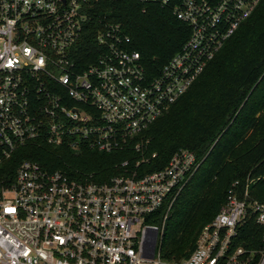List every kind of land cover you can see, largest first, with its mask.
<instances>
[{
	"label": "built area",
	"instance_id": "built-area-1",
	"mask_svg": "<svg viewBox=\"0 0 264 264\" xmlns=\"http://www.w3.org/2000/svg\"><path fill=\"white\" fill-rule=\"evenodd\" d=\"M97 1L0 0V171L16 158L11 176L0 173V264H264V202L249 200L247 185L239 194L237 180L191 253L162 260L168 212L200 161L178 148L146 172L139 140L261 0H138L169 8L189 27L151 76L122 24L92 14ZM41 145L48 154L131 156L117 163L119 174L97 181L70 164L18 159L20 149ZM164 203L160 223L149 222ZM248 219L263 228L259 247L237 243Z\"/></svg>",
	"mask_w": 264,
	"mask_h": 264
},
{
	"label": "trees",
	"instance_id": "trees-1",
	"mask_svg": "<svg viewBox=\"0 0 264 264\" xmlns=\"http://www.w3.org/2000/svg\"><path fill=\"white\" fill-rule=\"evenodd\" d=\"M91 12L102 22L122 24L150 76L189 35L185 23L154 2L98 0ZM96 29L91 22L92 47ZM143 134L139 140L147 159L143 165L146 172L162 168L178 148L193 150L200 161L168 212L158 243L162 260H180L191 253L199 230L223 204L233 181H238L239 194L247 185L248 199L264 202V0ZM46 148L25 147L18 159L70 164L92 180L104 181L119 174L117 163L131 156L127 151L106 153L90 148L79 153L64 149L56 154L58 147H51L54 151L48 154ZM13 160L0 173L11 176L16 158ZM69 173L76 175L72 170ZM164 209L165 203L147 220L160 223ZM262 233L263 228L248 219L239 227L237 243L259 247Z\"/></svg>",
	"mask_w": 264,
	"mask_h": 264
},
{
	"label": "water",
	"instance_id": "water-1",
	"mask_svg": "<svg viewBox=\"0 0 264 264\" xmlns=\"http://www.w3.org/2000/svg\"><path fill=\"white\" fill-rule=\"evenodd\" d=\"M154 242H155V239H153L151 245L147 249L144 250V255L146 257H152L154 253Z\"/></svg>",
	"mask_w": 264,
	"mask_h": 264
}]
</instances>
